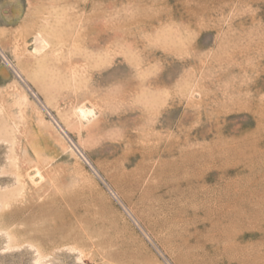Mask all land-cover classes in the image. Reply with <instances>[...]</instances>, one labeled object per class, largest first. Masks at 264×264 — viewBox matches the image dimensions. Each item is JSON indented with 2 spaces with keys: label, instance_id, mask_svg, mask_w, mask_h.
Returning a JSON list of instances; mask_svg holds the SVG:
<instances>
[{
  "label": "rangeland",
  "instance_id": "1",
  "mask_svg": "<svg viewBox=\"0 0 264 264\" xmlns=\"http://www.w3.org/2000/svg\"><path fill=\"white\" fill-rule=\"evenodd\" d=\"M0 264H264V0H0Z\"/></svg>",
  "mask_w": 264,
  "mask_h": 264
},
{
  "label": "bare ground",
  "instance_id": "2",
  "mask_svg": "<svg viewBox=\"0 0 264 264\" xmlns=\"http://www.w3.org/2000/svg\"><path fill=\"white\" fill-rule=\"evenodd\" d=\"M64 123L66 126H68V121L67 120H64Z\"/></svg>",
  "mask_w": 264,
  "mask_h": 264
}]
</instances>
